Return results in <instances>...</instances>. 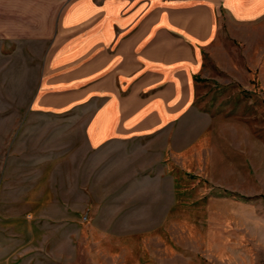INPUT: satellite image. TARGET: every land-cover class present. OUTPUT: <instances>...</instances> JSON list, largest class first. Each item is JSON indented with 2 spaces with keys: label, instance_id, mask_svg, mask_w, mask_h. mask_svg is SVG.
I'll return each mask as SVG.
<instances>
[{
  "label": "rangeland",
  "instance_id": "rangeland-1",
  "mask_svg": "<svg viewBox=\"0 0 264 264\" xmlns=\"http://www.w3.org/2000/svg\"><path fill=\"white\" fill-rule=\"evenodd\" d=\"M47 45L0 38V264H264V16L222 28L169 131L98 150L32 113Z\"/></svg>",
  "mask_w": 264,
  "mask_h": 264
},
{
  "label": "crops",
  "instance_id": "crops-1",
  "mask_svg": "<svg viewBox=\"0 0 264 264\" xmlns=\"http://www.w3.org/2000/svg\"><path fill=\"white\" fill-rule=\"evenodd\" d=\"M262 16L264 0H0V38L48 40L32 113L81 120L98 150L169 131L222 28Z\"/></svg>",
  "mask_w": 264,
  "mask_h": 264
}]
</instances>
